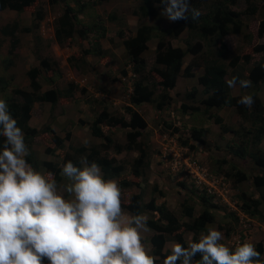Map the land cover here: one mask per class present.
<instances>
[{
    "label": "rangeland",
    "instance_id": "obj_1",
    "mask_svg": "<svg viewBox=\"0 0 264 264\" xmlns=\"http://www.w3.org/2000/svg\"><path fill=\"white\" fill-rule=\"evenodd\" d=\"M95 1L66 0V3L79 11L78 27L85 26L88 28L92 25L97 27L93 28L86 38H81L75 34L71 40L68 39L62 46L55 42L54 29L55 21L62 13L65 2L52 3L51 0H38L37 4L24 9L22 12L8 9L0 11V27L16 21L20 28L24 26L32 28L30 33L17 31L18 42L15 49L11 46L12 37L0 34V78L3 79L0 81V99L5 100L6 97L11 96L12 90L16 87L28 88L26 70L38 64L33 55L34 49L39 51L42 58L56 62L59 68V73L50 70L46 72L41 68L42 73L45 71L44 75L48 78L46 79L42 75L41 78L39 77L42 91L51 87L62 89L68 87L69 83L77 85L73 92V100L61 98L54 106L49 102H35L29 120V125L37 130L49 126L55 131V134L64 139L66 133L69 132L70 136L64 140L65 145L61 149V152L64 153H71L73 151L71 148L75 146L102 145L104 141L93 136L90 131V122L102 111L105 110L116 115L123 114L126 118L128 117L125 108L129 106L132 82L137 75L133 72L132 75H129L132 66L128 64L126 50L122 44L123 39L117 34L118 29L125 26L135 32L141 24L160 28H168L172 25L164 13L166 6L164 3H156L155 13L144 17L140 15L139 10L141 0H108L100 4H96ZM210 1L205 0L203 3ZM254 1L257 3L254 14L241 16L247 22V27L243 28L240 33H229L221 40L226 46V53L221 60L223 59L226 65L230 59L237 55L249 54L252 57L251 63L261 57V53L256 52L254 47L264 43V37L259 36L257 31L259 21L264 16V8L262 7L264 0ZM38 8L42 9L43 19L36 28L32 24V14ZM245 8V0H239L238 4L233 7V9L241 11ZM204 9L201 6V10L204 11ZM134 11H138L139 14H135ZM110 14L116 16L114 21L109 20ZM101 27L105 28L104 36L101 35ZM246 35L250 38H246ZM185 37L186 32H182L178 37L168 39L173 46L183 47ZM156 41V38L151 39L147 43V49L142 54L147 69L154 64ZM96 42H100V47L106 51V55L104 57L93 54L83 55L86 64L82 67L84 70L82 73L79 57L84 50L93 48ZM71 56L73 57L72 63L69 62ZM191 59L192 56L188 55L185 63L187 64ZM72 64L76 66V69L72 67ZM122 69H126V75L121 73ZM228 70L230 71V68ZM193 73L194 77H178L175 87L170 91L171 103L164 110H157L147 103L135 108L147 124L142 132V137L137 139L146 145V154H148V166L144 168L142 176H134L130 167L132 159L138 156V151H124L122 149L118 153L114 149L115 145L127 143L126 132L128 128H122L119 125L103 126V131L112 138L108 151L116 159V163L123 167L121 177L132 181L129 188L121 187L122 204L128 203L133 194L140 193L145 202L153 198L157 204H165L180 221L187 220L183 211L182 202L184 200L186 204L193 206L194 215H197L202 210L198 196L204 193L197 191L184 165L185 162L187 164L196 161L205 167L209 173L227 178L226 182L228 181L232 188H229V192L225 194L226 201L217 198V196H207L211 202L217 203L219 207L215 210V220L209 227L223 233L224 239L221 242L226 246L234 248L236 243L239 245L245 241L256 245V243L264 241V204L260 206L261 215L247 214L241 208L242 201L238 195L242 191L250 195L251 198L258 197V190L253 186L251 176L262 175L264 170L255 166L249 158L236 159L228 153L227 145L233 141H239L240 138L234 133L223 132L220 128L221 125L216 123L213 117L203 113L202 86L197 82V77L202 73V67L193 69ZM155 78L157 79V77ZM192 89L197 90L198 95L193 100H187L185 95ZM241 93L248 95L249 91L246 88L241 89L237 85L232 88L233 95ZM258 95L264 101V83L260 86ZM210 113H213L214 117L215 115L220 117L222 124L235 127L236 114L232 108L212 109ZM193 128L203 130V143L192 138L191 130ZM183 141H186V144H182ZM189 145H193L194 148L191 149ZM32 147L39 159L59 162L58 149L54 148L52 133L48 132L35 136ZM259 147L264 150V136ZM231 164L243 169L249 175V180L234 187L230 178L225 176L223 172H219V170H229ZM172 166L173 170H170L169 167ZM37 170L45 175L48 174L42 169ZM60 177L57 183L63 191V185L68 181L61 174ZM181 182L185 183V188L179 184ZM226 202L233 203L234 207L228 206ZM249 209L252 210V208ZM231 212L234 213V216L231 215ZM125 213L129 214L126 211ZM145 215L148 218L153 217L151 214ZM180 231L189 243L193 234L184 231L183 228ZM153 233L150 229L148 233L142 234L143 243L149 253L150 237ZM206 233L207 231L201 235ZM171 242L174 241L168 240L165 243L164 250L171 249Z\"/></svg>",
    "mask_w": 264,
    "mask_h": 264
},
{
    "label": "trees",
    "instance_id": "obj_2",
    "mask_svg": "<svg viewBox=\"0 0 264 264\" xmlns=\"http://www.w3.org/2000/svg\"><path fill=\"white\" fill-rule=\"evenodd\" d=\"M61 1L65 2V5L62 13L55 21L54 29L55 42L60 46L68 39L71 40L75 34L81 38H86L87 34L97 27L96 25L88 28L85 26L78 27L79 11L66 3V0H51L52 3ZM107 1L96 0L95 3L100 4ZM204 1L190 0V8L198 9L201 13L197 20H192L189 14V19L172 22V25L168 28L141 24L135 32L125 26L118 29L117 34L123 39L122 44L126 50L128 64L132 66V71L137 77L132 82L129 106L125 108L127 118L123 114H110L104 110L90 122L91 134L104 141L99 146L87 147L80 145L74 147L71 153H64L61 152V149L64 147V140L70 136L69 132L66 133L64 139L55 134V131L49 126L37 130L29 125L31 110L35 102H49L54 106L61 98L73 100V92L77 88L74 83H69L68 87L62 89L51 87L42 91L39 77L43 76L46 78L44 74L48 70L59 73V68L56 62L48 58H42L39 51L34 49L33 55L38 64L26 70V77L29 82L28 88L16 87L12 90V95L5 98L9 112L16 119L18 127L24 133L25 143L30 152V155L26 157L29 163L35 169H42L47 173H52L58 182L61 178L60 174L64 163L71 161L79 167L80 159L86 157L89 163L96 162L100 166L105 179H116L120 187L129 188L132 185V181L121 177L123 175V167L116 163V159L108 151L112 138L103 131V126L119 125L122 128H128L126 132L127 143L115 145L114 149L118 153L122 149L124 151H138L139 154L132 159L130 167L134 176H142L144 168L148 166V154H146V145L140 143L137 139L142 137V132L147 127V124L135 108L147 103L154 106L157 110H164L171 103L170 91L175 87L178 77H194L193 69L201 66L202 73L197 77V82L202 86L201 94L203 98L201 104L203 113L213 117L215 122L221 125L220 128L223 132L234 133L240 138L239 141H233L227 145L230 155L242 160L249 158L255 166L264 170V150L259 147V143L264 136V101L258 95V90L264 83V43L254 47L256 52L261 53V57L253 63H251L252 57L249 54L234 56L228 61L227 65L223 62V59L221 60L226 53V46L221 40L229 33L237 34L247 27V22L241 16L253 15L257 9V3L254 0H245L246 8L241 11L233 9L239 0H211L209 3H203ZM37 2L38 0H0V11L8 9L22 12L24 9L34 6ZM141 2L139 10L140 15L144 17L154 14L156 11L155 4L162 3L161 0H141ZM201 6L205 8L204 11L201 10ZM262 7L264 8V5ZM134 12L139 14L138 11ZM32 16V24L37 28L39 22L43 19L42 9L38 8ZM115 19V15H109V20L114 21ZM17 31L30 33L32 28L29 26L20 28L16 21L0 27L2 36L12 37L11 46L14 49L18 42ZM257 31L259 36L264 37V16L259 21ZM182 32H186V37L183 39L184 46H173L168 38H176ZM104 34L105 28L101 27V35L104 36ZM153 38L157 39L154 49V64L147 69L142 54L147 49V43ZM246 38H250V36L246 35ZM85 54L104 57L106 51L101 49L100 42H96L93 48L84 50L81 57H79V62L82 64V73H84L82 67L86 64ZM188 55H191L192 59L186 64L185 61ZM72 61L73 57L71 56L69 57V62L72 63ZM184 64L185 66L183 67ZM72 67L76 69L74 64H72ZM41 68L45 70L43 73ZM229 68L230 71L228 70ZM121 73L126 75V69H122ZM233 76L252 81V86L246 88L249 91L248 95H252L255 101L251 108L238 103V100L245 94L233 95L231 93L232 88L228 87L226 80L231 79ZM0 81H3V79L0 78ZM237 85L239 86V82H237ZM197 95V90L192 89L185 96L187 100H193ZM224 107L234 110L236 114L235 127L222 124L220 117L217 115L214 117V114L210 113L212 109ZM48 132L52 133L54 148L58 149L57 157L59 162L41 160L36 157L33 150V138L38 134ZM191 136L199 143L204 142L202 129L193 128ZM3 141L4 138L0 136V145L3 144ZM182 144H186V141H183ZM99 147H102V149H99ZM189 147L191 149L194 148L193 145H189ZM47 151H49L48 148ZM219 172H223L225 176L230 178L234 187L250 178L243 169L235 164H231L229 170H219ZM251 177L253 186L258 190V197L251 198L250 195L242 191L238 197L242 201L241 208L245 213L261 215L260 206L264 204V174H255ZM179 184L183 188L186 186L184 182ZM207 196L205 193L198 196L202 210L197 215H194L193 206L186 204L185 200L182 202L184 205V216L187 218L186 221H180L165 204H157L153 198L145 202L140 193L133 194L130 201L122 204V206L130 215L143 213L151 214L153 217L156 216V218L149 217L147 220L148 227L154 232L150 237L151 247L149 254L159 257L157 264H161L164 256L170 254V250H164L165 243L168 240H173L187 247L188 243L180 231L182 228L184 231L193 234L189 242H198L201 233L206 232L208 227L214 222L215 210L219 207L217 203L211 202V199ZM249 208H252V210ZM233 214L231 212V215ZM255 247L260 253V259L264 261V241L256 243ZM230 249L234 251L233 248ZM199 260L200 256L197 255L193 259L192 264H198Z\"/></svg>",
    "mask_w": 264,
    "mask_h": 264
},
{
    "label": "clouds",
    "instance_id": "obj_3",
    "mask_svg": "<svg viewBox=\"0 0 264 264\" xmlns=\"http://www.w3.org/2000/svg\"><path fill=\"white\" fill-rule=\"evenodd\" d=\"M161 2L171 22L201 15L190 8V0ZM237 82L241 88L252 86L250 79L226 80L230 88ZM238 103L251 108L255 101L244 95ZM0 136V264H157L160 258L149 254L143 243L142 234L150 231L148 217L125 213L119 182L105 179L96 162L82 157L79 167L64 163L61 176L68 182L61 191L52 173H41L26 159L30 152L24 133L4 99ZM223 239L222 232L209 227L187 247L171 242L161 264H192L197 255L198 264H264L253 243L233 248Z\"/></svg>",
    "mask_w": 264,
    "mask_h": 264
},
{
    "label": "built area",
    "instance_id": "obj_4",
    "mask_svg": "<svg viewBox=\"0 0 264 264\" xmlns=\"http://www.w3.org/2000/svg\"><path fill=\"white\" fill-rule=\"evenodd\" d=\"M185 163L186 172L190 176V180L194 183L197 191H202V193L211 197L217 196V198H222L226 201L225 194L231 188L230 183L228 181L226 182L227 178L209 173L205 167H202L196 161ZM226 204L234 207L233 203L226 202Z\"/></svg>",
    "mask_w": 264,
    "mask_h": 264
}]
</instances>
